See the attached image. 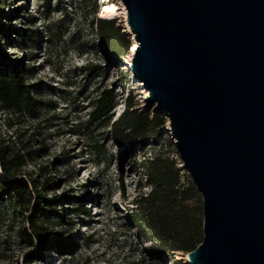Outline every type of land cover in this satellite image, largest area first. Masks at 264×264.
I'll return each instance as SVG.
<instances>
[{
    "label": "rangeland",
    "instance_id": "1",
    "mask_svg": "<svg viewBox=\"0 0 264 264\" xmlns=\"http://www.w3.org/2000/svg\"><path fill=\"white\" fill-rule=\"evenodd\" d=\"M46 2L0 0V24L7 27L3 50L19 62L30 85L29 96L9 104L0 99V144L20 153L18 177L30 189L34 180L49 200L40 218L42 239L31 244L19 229L32 232L34 202L24 208L0 189V264H172L130 219L140 195L152 188L145 186V175L134 161L160 154L176 159L190 196L187 203L203 209V197L183 165L167 117L157 141L137 145L129 154L112 135L111 122L126 109L131 94L134 109L148 106L142 97L145 88L130 68L134 34L127 16L114 17L130 42L116 60L103 46L96 21L108 0ZM105 89L113 90L117 103L108 115L92 119L94 101ZM48 177L53 183L44 187ZM62 208L67 211L59 217L54 212ZM70 241L73 249L60 247Z\"/></svg>",
    "mask_w": 264,
    "mask_h": 264
},
{
    "label": "water",
    "instance_id": "2",
    "mask_svg": "<svg viewBox=\"0 0 264 264\" xmlns=\"http://www.w3.org/2000/svg\"><path fill=\"white\" fill-rule=\"evenodd\" d=\"M130 68L203 197L187 264H264V0H123Z\"/></svg>",
    "mask_w": 264,
    "mask_h": 264
},
{
    "label": "trees",
    "instance_id": "3",
    "mask_svg": "<svg viewBox=\"0 0 264 264\" xmlns=\"http://www.w3.org/2000/svg\"><path fill=\"white\" fill-rule=\"evenodd\" d=\"M46 3H49V0ZM96 21L103 46L114 59H120L130 42L122 36L116 26V18L97 17ZM5 31L7 27L0 24V99L9 104L24 95L29 96L30 85L26 83L24 69L19 67V62L11 59L3 50L1 38ZM7 35L10 37L11 33ZM1 65H5V70H2ZM116 103L113 90H103L94 101L91 118L108 115ZM135 107V99L131 94L126 109L111 122L112 135L127 154L137 145L143 146L157 141L166 123L164 114L156 111L152 113L148 107L145 110L134 109ZM37 144V148L42 150L40 143ZM127 144L129 148L125 147ZM21 161L20 153L0 144V189L12 194L15 202L24 208L28 209L34 202L35 211L29 216L32 232L26 228L19 229L21 236L28 243L34 244L35 238L42 239L40 218L48 209L49 200L41 193L34 180L30 189L28 182L18 177L17 169ZM133 164L145 175V186L152 188L149 193L140 195L136 208L129 215L131 221L141 232L142 238L154 244L161 258L169 259L172 264H187L183 259L177 258V254L182 253V256H185L203 241V209L187 203L190 196L188 190L182 186V169L177 165L176 159L161 154L145 157L140 163L136 160ZM53 179L48 177L43 183L44 187L53 183ZM68 199L71 198L68 196ZM66 211V208H62L54 213L62 217ZM75 211L88 214V210L84 208ZM74 246L73 241L60 244L61 248L73 249Z\"/></svg>",
    "mask_w": 264,
    "mask_h": 264
},
{
    "label": "bare ground",
    "instance_id": "4",
    "mask_svg": "<svg viewBox=\"0 0 264 264\" xmlns=\"http://www.w3.org/2000/svg\"><path fill=\"white\" fill-rule=\"evenodd\" d=\"M98 13H99V17L101 18L111 19L117 17L118 15H123V14L127 16V8L123 0H108V2L101 4ZM126 26L129 29V26L128 25ZM136 44L137 42L136 40H134V44L132 45L131 48V58L134 55ZM140 86H143L142 83L140 84ZM146 95H147V91L142 90V97L144 98ZM144 105L147 106V103H145Z\"/></svg>",
    "mask_w": 264,
    "mask_h": 264
}]
</instances>
